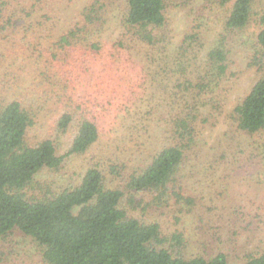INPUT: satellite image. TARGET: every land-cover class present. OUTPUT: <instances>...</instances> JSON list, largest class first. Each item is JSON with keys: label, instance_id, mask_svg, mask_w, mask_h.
<instances>
[{"label": "trees", "instance_id": "obj_1", "mask_svg": "<svg viewBox=\"0 0 264 264\" xmlns=\"http://www.w3.org/2000/svg\"><path fill=\"white\" fill-rule=\"evenodd\" d=\"M118 1L88 0L77 10L72 0H0V45L13 47L20 34L13 53H21L32 68L29 83L21 79L24 87L17 93L9 95L10 78L0 87V240L15 231L31 238L42 264H230L232 250L224 246L264 218V144L246 141L264 139V75L232 108L234 132H220L215 146L205 132L216 126L211 120L220 110L218 92L230 72L228 44L239 42L255 0H204L209 11L226 16L219 37L201 57L203 22L177 43L168 27L170 10L187 7L190 0H124L121 33L107 44L104 33ZM68 7L74 15L64 23ZM257 24L254 49L264 53V9ZM103 43L114 62L102 63ZM123 57L126 66L119 61ZM123 66L143 77L148 105L138 104L143 98L117 76ZM115 102L122 104L117 111L128 115L122 118L127 135H148L153 149L146 164L127 172L126 164L111 159L104 168L88 167L77 183L55 187L64 160L85 155L98 143L107 107ZM53 113L59 117L49 136L32 141L29 133ZM71 131L69 150L58 155L59 139ZM227 153L235 160L226 159ZM201 165L205 171L247 166L242 173L251 190L239 207H227L228 218L216 215L210 225L215 237L191 253L181 225L187 212L194 213L196 198L182 173ZM137 210L173 223L165 229L158 218L130 214ZM248 242L235 248V254L243 253L238 264H264V249L250 251Z\"/></svg>", "mask_w": 264, "mask_h": 264}, {"label": "rangeland", "instance_id": "obj_2", "mask_svg": "<svg viewBox=\"0 0 264 264\" xmlns=\"http://www.w3.org/2000/svg\"><path fill=\"white\" fill-rule=\"evenodd\" d=\"M88 0H72V5L77 9L81 10L83 6L87 5ZM124 7V0H119L115 6H112L113 16L111 25H108L106 32L105 41L107 44L110 43L112 38H116L121 33L120 19L122 16V9ZM205 8V11L203 10ZM264 9V0H255L253 5L252 17L246 26V28L239 33V42L236 44H228L229 53V76L218 92V99L220 101V110L215 114V118H212V122L216 123L215 127H208L205 135L209 142V145H214L219 140L218 135L223 131L233 130V124L228 118L232 108L238 100L244 97L255 82L264 75V53L262 50L254 49L255 37L259 31L257 24V18L261 11ZM74 13L71 12V7L63 9V16L61 21L64 23ZM226 14L219 11H209L206 8L204 0H190L189 5L177 7L171 9L168 18V27L170 35L173 38V42L177 43L187 32L192 29L195 25H201L202 28V42L204 44L201 50L200 57L207 47L212 45L218 36L221 29V24ZM201 17L203 19H201ZM198 18L199 21H195ZM17 31H14L15 34ZM20 34H15V39L12 41L13 47L16 48L17 37ZM11 41V40H10ZM0 45V87L3 85V81L6 79H12L14 90L9 93L13 95L17 93L20 87H24L21 84V79L27 85L30 80V74L32 71L31 64L29 61H23V55L21 53H13V47L10 43L7 46L4 42ZM104 46L107 44L103 43ZM9 47V49L7 48ZM252 49L248 57V50ZM107 49H102L106 57L102 58V63H112L107 53ZM19 55V56H18ZM263 60V62L261 61ZM121 61L125 66L128 64L126 58H122ZM124 67V66H123ZM132 67V66H131ZM16 69L21 73L16 74ZM114 74V73H113ZM19 75V77H17ZM122 78L123 85H132L133 90L137 92L138 96L143 98L142 103L138 104L148 105V97L145 93L142 94L143 90V77L136 76L133 68L130 72L124 67V69L117 75ZM26 79V81H25ZM114 80V79H113ZM17 86V88H16ZM18 86L19 89H18ZM122 105L119 102H115V105L110 108V111L106 113L104 121L101 122V135L98 143L85 155L70 156L64 160V166L62 171V179L56 181L55 187H63L67 182L77 183L85 170L93 164L107 163L111 164L110 160L113 159L119 164H126L124 170L132 172L131 170H140L146 160L148 159V151H152L153 147H150V139L147 136L143 138L137 135L128 136L126 131L127 120L122 121L124 116H128L123 111H117L119 106ZM53 116V118H51ZM59 117L58 113H53L46 120H43V124L36 127L29 133V138L32 141L39 140L43 137L49 136L51 126ZM232 134V133H231ZM74 137V133L68 132L59 139L57 143L58 155H64L70 148L71 141ZM230 140V139H229ZM225 141V140H223ZM248 143L253 145L264 144V139L257 138L246 140ZM244 142V141H242ZM118 159V160H117ZM226 159L230 161L235 160V157L230 154H226ZM258 158H255L257 165ZM104 168V166H102ZM227 167V166H226ZM237 167V166H236ZM131 169V170H130ZM211 169V168H210ZM213 169V168H212ZM235 169V170H234ZM248 167L243 168H229L224 170L222 167L215 168V170L205 168L203 170L202 165L196 168H190V166L182 173L184 176V184L186 189L191 191L192 195L196 198L194 213L192 215L187 212V215L182 219L181 229L186 231L187 236L190 240L191 253H199L201 243H206V238L215 237L213 230L210 225H213V219H218L217 216L221 214H230L229 210H226L230 204L239 207V203L242 202L246 197L247 192L251 189L247 188V184L244 182L242 171L247 170ZM69 179V181L67 180ZM142 195H137V200L141 199ZM257 199V198H255ZM239 202V203H238ZM241 214V208H236ZM202 216H199V214ZM130 214L135 218H142L146 215L147 218H158L165 229L172 224V220H168V216H159L151 210H146L142 213L140 210L130 211ZM217 215V216H216ZM201 218V219H200ZM170 222V223H169ZM239 233L234 234L231 237V242L227 248L232 250V260L230 264H238L240 257L243 253L235 254V248L245 241H249L250 251H260L264 249V218H258V221L254 225H250L249 230L243 229L238 231ZM223 247V246H222ZM0 264H42L40 248L37 244L29 237L22 235L15 231L11 235L0 240Z\"/></svg>", "mask_w": 264, "mask_h": 264}]
</instances>
